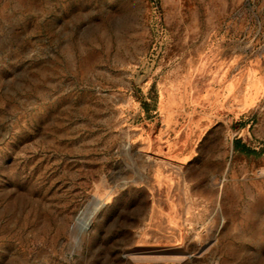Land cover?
Wrapping results in <instances>:
<instances>
[{"label": "rangeland", "instance_id": "obj_1", "mask_svg": "<svg viewBox=\"0 0 264 264\" xmlns=\"http://www.w3.org/2000/svg\"><path fill=\"white\" fill-rule=\"evenodd\" d=\"M0 264H264V0H0Z\"/></svg>", "mask_w": 264, "mask_h": 264}, {"label": "bare ground", "instance_id": "obj_2", "mask_svg": "<svg viewBox=\"0 0 264 264\" xmlns=\"http://www.w3.org/2000/svg\"><path fill=\"white\" fill-rule=\"evenodd\" d=\"M101 203H103L101 200L95 199L82 213L77 215L75 223L78 228L87 229L90 227L93 215Z\"/></svg>", "mask_w": 264, "mask_h": 264}, {"label": "trees", "instance_id": "obj_3", "mask_svg": "<svg viewBox=\"0 0 264 264\" xmlns=\"http://www.w3.org/2000/svg\"><path fill=\"white\" fill-rule=\"evenodd\" d=\"M237 147H239V144H237ZM243 149L245 150V149H246V147H243Z\"/></svg>", "mask_w": 264, "mask_h": 264}]
</instances>
